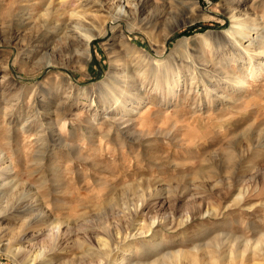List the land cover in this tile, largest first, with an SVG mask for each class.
<instances>
[{"label": "rangeland", "instance_id": "rangeland-1", "mask_svg": "<svg viewBox=\"0 0 264 264\" xmlns=\"http://www.w3.org/2000/svg\"><path fill=\"white\" fill-rule=\"evenodd\" d=\"M120 3L0 0V264H264V0Z\"/></svg>", "mask_w": 264, "mask_h": 264}, {"label": "bare ground", "instance_id": "bare-ground-1", "mask_svg": "<svg viewBox=\"0 0 264 264\" xmlns=\"http://www.w3.org/2000/svg\"><path fill=\"white\" fill-rule=\"evenodd\" d=\"M114 2L116 3V5H118V11H120V12H127L128 11V9L124 6V5H122L121 3L119 4V2H121V0H114ZM127 3V2H126ZM83 13V12H82ZM140 13H142V9L141 8H137L136 10H135V16L134 17H132V18H130L129 20H133V19H135V17H137V16H139V14ZM77 14V13H76ZM75 14V15H76ZM72 15H74V14H72ZM84 15V14H83ZM231 17H232V21H233V25H232V27H231V30L229 31V32H232V33H234L233 34V36L230 38V40H231V42H232V46L234 47V49H233V47H232V49L233 50H237L240 54H242L243 55V62H245L244 60H248L249 61V63L250 64H252V60L253 59H256V57L258 56H262L263 58H260L259 59V62H257V64L259 65V68H261L262 67V65H263V61H264V48H262V49H260V51H256L255 53H251V52H254V50L252 49V48H250L251 47V45H250V43H248V44H243V42H242V40L244 39V38H246V37H248V30L249 29H247V27H244L243 26V24H241V22H238V21H236V19H235V17H234V13L233 12H231ZM80 16V15H79ZM87 16V15H86ZM83 18V17H82ZM78 19H80V17L78 18ZM129 23H130V27H133V23H131V21H129ZM81 25V24H80ZM253 27H255L256 28V31L258 30L257 29V26H256V24H255V22H253ZM75 26V25H74ZM83 26V25H82ZM82 26H79V25H77V27L78 28H80L81 29V31H84L85 29L82 27ZM87 32H89V31H87ZM85 33L84 34V39H85V45L86 46H89V44H90V41H91V39H92V37L94 36V33ZM80 34H81V32H79ZM258 33V32H257ZM259 34L260 33H258V36H259ZM253 40L251 39L250 40V42H252ZM262 44L264 45V42H262ZM252 59V60H251ZM243 62H239V63H243ZM253 63H255V62H253ZM255 69V68H254ZM253 69V70H254ZM253 73V72H252ZM109 74H108V77H107V79H105L102 83H100V88L102 89V90H104L105 91V89H106V87H107V82H108V78H109ZM235 81L237 82V84H238V86H239V88L240 87H242V84L244 83V81L243 80H241L240 78H236L235 79ZM170 89H172L171 87H169ZM105 95V94H104ZM107 101H112V102H116V104H119V103H121L123 106H127L128 104H127V102H125L124 101V98L123 97H119V96H117L116 94H113V95H110L109 97H107ZM139 101V100H138ZM140 103V101L138 102V104ZM0 160H1V158H0ZM95 242H98L97 240H95ZM96 244V243H95ZM97 245V244H96ZM15 251H17V250H15ZM19 251V250H18ZM29 251V250H28ZM108 252L107 253H109L110 251H113L110 247H109V249L107 250ZM44 254V252L43 251H40V252H34V256H33V258L31 259L32 261L29 263V264H33L36 260H38V258L40 257L41 258V256ZM124 257L123 256H121V258H119V260L116 262L117 264H122L123 262H124ZM26 260H28V259H26ZM26 260H25V262H26ZM28 263V262H27Z\"/></svg>", "mask_w": 264, "mask_h": 264}]
</instances>
